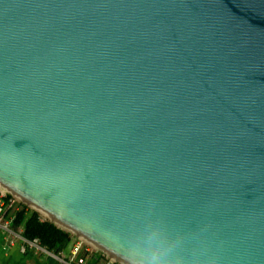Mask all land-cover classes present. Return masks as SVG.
<instances>
[{
  "label": "water",
  "instance_id": "95a60500",
  "mask_svg": "<svg viewBox=\"0 0 264 264\" xmlns=\"http://www.w3.org/2000/svg\"><path fill=\"white\" fill-rule=\"evenodd\" d=\"M0 190L118 264H264V0H0Z\"/></svg>",
  "mask_w": 264,
  "mask_h": 264
},
{
  "label": "built area",
  "instance_id": "2783aa9c",
  "mask_svg": "<svg viewBox=\"0 0 264 264\" xmlns=\"http://www.w3.org/2000/svg\"><path fill=\"white\" fill-rule=\"evenodd\" d=\"M24 210L33 212L0 190V239L5 248L17 247L22 257L33 258L41 264L48 261L56 264H118L70 234L57 251L42 246L38 239L26 238L23 226L17 223L18 214Z\"/></svg>",
  "mask_w": 264,
  "mask_h": 264
},
{
  "label": "trees",
  "instance_id": "16d2710c",
  "mask_svg": "<svg viewBox=\"0 0 264 264\" xmlns=\"http://www.w3.org/2000/svg\"><path fill=\"white\" fill-rule=\"evenodd\" d=\"M17 223L23 226L28 239H38L49 250H60L68 239V233L49 221H41L37 212L22 211Z\"/></svg>",
  "mask_w": 264,
  "mask_h": 264
},
{
  "label": "crops",
  "instance_id": "0c3cea01",
  "mask_svg": "<svg viewBox=\"0 0 264 264\" xmlns=\"http://www.w3.org/2000/svg\"><path fill=\"white\" fill-rule=\"evenodd\" d=\"M0 264H41L33 258L22 257L17 247L5 248L0 239ZM46 264V263H45Z\"/></svg>",
  "mask_w": 264,
  "mask_h": 264
},
{
  "label": "rangeland",
  "instance_id": "374dc122",
  "mask_svg": "<svg viewBox=\"0 0 264 264\" xmlns=\"http://www.w3.org/2000/svg\"><path fill=\"white\" fill-rule=\"evenodd\" d=\"M40 216V215H39ZM41 217V216H40ZM42 219H44L43 217H41ZM44 220H46V219H44ZM46 264H56L55 262H53V261H48Z\"/></svg>",
  "mask_w": 264,
  "mask_h": 264
},
{
  "label": "clouds",
  "instance_id": "9594fccd",
  "mask_svg": "<svg viewBox=\"0 0 264 264\" xmlns=\"http://www.w3.org/2000/svg\"><path fill=\"white\" fill-rule=\"evenodd\" d=\"M157 259H158V256L154 254V256H153V260L155 261V260H157Z\"/></svg>",
  "mask_w": 264,
  "mask_h": 264
}]
</instances>
